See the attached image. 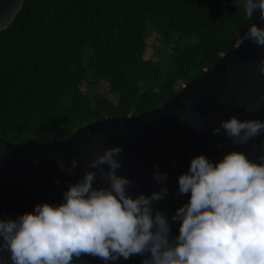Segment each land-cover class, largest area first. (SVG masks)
<instances>
[{
	"label": "trees",
	"instance_id": "1",
	"mask_svg": "<svg viewBox=\"0 0 264 264\" xmlns=\"http://www.w3.org/2000/svg\"><path fill=\"white\" fill-rule=\"evenodd\" d=\"M252 22L233 0H26L0 32V137L57 141L100 118L152 110L235 48ZM151 30L156 59L145 57ZM192 36L195 44L181 45ZM101 80L107 95L95 89ZM238 117L264 120V94ZM261 140L264 134L249 145H233L223 130L214 137L219 159L231 150L254 156ZM191 157L182 158L180 168ZM187 199L170 188L155 207L170 216ZM170 229L177 234L178 222ZM145 256L115 264H141ZM73 259L102 264L87 254Z\"/></svg>",
	"mask_w": 264,
	"mask_h": 264
},
{
	"label": "clouds",
	"instance_id": "2",
	"mask_svg": "<svg viewBox=\"0 0 264 264\" xmlns=\"http://www.w3.org/2000/svg\"><path fill=\"white\" fill-rule=\"evenodd\" d=\"M233 3L243 5L250 20L256 10L264 20V0ZM245 39L264 46V24H249L235 47ZM256 67L264 75V57ZM221 130L233 145L246 146L264 134V120L233 115L213 135ZM122 153V145L103 148L80 178L67 183L61 201L0 218V252L10 264H76L73 257L82 254L102 264L145 254L141 264H264V140L254 156L231 150L215 162L204 154L191 157L176 188V195L188 199L170 216L155 207L169 195L168 173L154 164L151 175L159 189L133 194L129 188L138 182L118 174ZM56 163L69 176L78 166L74 156L67 165ZM177 222L172 235L170 224ZM0 264L7 262L0 258Z\"/></svg>",
	"mask_w": 264,
	"mask_h": 264
},
{
	"label": "water",
	"instance_id": "3",
	"mask_svg": "<svg viewBox=\"0 0 264 264\" xmlns=\"http://www.w3.org/2000/svg\"><path fill=\"white\" fill-rule=\"evenodd\" d=\"M25 2L0 0V32L9 28ZM252 20L258 26L264 24L259 10ZM261 57L264 46L245 39L178 93L145 113L100 118L57 141L15 143L0 137V218H15L31 211L36 203L61 201L67 183L82 176L87 162L103 148L115 145L123 146L118 174L138 182L130 192L149 194L159 189L151 175L154 164L168 173L165 185L177 188V177L188 167L180 168V160L198 154L218 160L213 129L264 94V75L256 67ZM73 156L78 166L69 176L56 162L63 160L67 165ZM0 258L10 264L6 252H0Z\"/></svg>",
	"mask_w": 264,
	"mask_h": 264
},
{
	"label": "rangeland",
	"instance_id": "4",
	"mask_svg": "<svg viewBox=\"0 0 264 264\" xmlns=\"http://www.w3.org/2000/svg\"><path fill=\"white\" fill-rule=\"evenodd\" d=\"M149 37L147 39V49L145 51V57L146 58H151V59H156V57L153 55V47L156 45L155 38L157 36V34L151 30L149 31ZM175 39H177L178 35L174 34ZM198 38L197 36H192V37H188V38H183L182 40H180V43L182 46H190L193 45L197 42ZM154 43V45H153ZM90 56V51L89 50H85V57L88 58ZM95 89L98 93L102 94V95H107L108 91H109V86L108 84L104 81L101 80L99 82H97L95 84Z\"/></svg>",
	"mask_w": 264,
	"mask_h": 264
}]
</instances>
